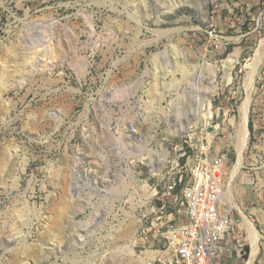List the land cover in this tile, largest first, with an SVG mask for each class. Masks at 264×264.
I'll use <instances>...</instances> for the list:
<instances>
[{"label": "rangeland", "instance_id": "374dc122", "mask_svg": "<svg viewBox=\"0 0 264 264\" xmlns=\"http://www.w3.org/2000/svg\"><path fill=\"white\" fill-rule=\"evenodd\" d=\"M221 1L0 0V264H146L202 146L240 209L218 263L264 264V0Z\"/></svg>", "mask_w": 264, "mask_h": 264}, {"label": "built area", "instance_id": "2783aa9c", "mask_svg": "<svg viewBox=\"0 0 264 264\" xmlns=\"http://www.w3.org/2000/svg\"><path fill=\"white\" fill-rule=\"evenodd\" d=\"M218 2L223 4L211 0L214 9ZM211 37L218 38L212 33ZM207 152L202 146L188 180L181 175L163 194L148 200L151 208L141 233L154 254L146 264H219L222 242L232 227L231 214L221 203L228 161L223 153L209 158ZM174 215L176 220L171 219Z\"/></svg>", "mask_w": 264, "mask_h": 264}, {"label": "bare ground", "instance_id": "6f19581e", "mask_svg": "<svg viewBox=\"0 0 264 264\" xmlns=\"http://www.w3.org/2000/svg\"><path fill=\"white\" fill-rule=\"evenodd\" d=\"M180 3H177V4H173V7H176V6H179ZM264 48V40L261 41V44H260V47L257 51L258 55L259 53L261 52L260 50H262ZM262 54V53H261ZM259 57V56H258ZM255 73H256V66L253 68V71L250 73L248 79H247V83H246V88L247 89H250L251 86H252V82L254 80V76H255ZM216 87H214V91H215ZM213 91V92H214ZM249 96L247 97V100L246 102L243 104L242 106V113H243V127H242V133L243 135H241L240 139L243 140V136L244 138L246 137V129H245V123H246V119H247V113H248V108H249ZM200 107V106H199ZM198 111V110H197ZM241 131V130H240ZM245 140V139H244ZM240 141V140H239ZM244 143V141H243ZM245 144V143H244ZM245 147V146H244ZM242 150H243V145H241L239 148H238V153H239V160H238V163L236 165V167L234 168V171H232V177L236 174V171H238V169H240L241 167V164H242V157H241V153H242ZM229 179V178H228ZM229 181V180H228ZM228 181H227V184H228ZM226 184V187H225V190H224V193H223V197L222 200H221V203L223 204L224 203V200L226 199L230 208L231 209H234V210H237V211H240L239 207L237 204H235V202L233 201V197L231 195V188H230V185H227ZM225 205V203H224ZM250 221V220H249ZM255 229V228H254ZM250 239L252 241V244H253V257L257 254V241L259 239V235L253 230L251 229V232H250ZM259 245V244H258ZM250 264V263H249Z\"/></svg>", "mask_w": 264, "mask_h": 264}, {"label": "crops", "instance_id": "0c3cea01", "mask_svg": "<svg viewBox=\"0 0 264 264\" xmlns=\"http://www.w3.org/2000/svg\"><path fill=\"white\" fill-rule=\"evenodd\" d=\"M238 1H239V3H238L239 5H241V4L252 3V1L254 2V0H238ZM222 5H223V4H222ZM222 5H221V6H222ZM226 7H228V5H227ZM150 253H151L150 257L153 256L154 253H153V252H150ZM221 254H222V253H221ZM219 256H220V255H219ZM218 259H219V257H218Z\"/></svg>", "mask_w": 264, "mask_h": 264}]
</instances>
